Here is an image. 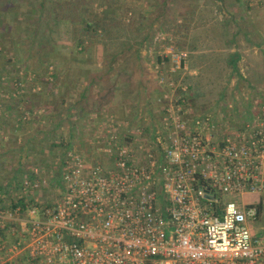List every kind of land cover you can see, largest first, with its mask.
Segmentation results:
<instances>
[{"label":"built area","instance_id":"built-area-1","mask_svg":"<svg viewBox=\"0 0 264 264\" xmlns=\"http://www.w3.org/2000/svg\"><path fill=\"white\" fill-rule=\"evenodd\" d=\"M153 41L160 45L155 76L170 96L158 128L119 134L128 122L96 121L94 154L63 152L50 201L30 198L25 209L0 210L12 236L0 241L3 257L22 256L26 264H264L262 211L244 201L264 193V102L242 109L236 121L194 113L180 76L187 53L167 33L156 32ZM22 80L10 85L12 95L27 89ZM43 183L33 167L20 185ZM223 193L232 200L222 201Z\"/></svg>","mask_w":264,"mask_h":264},{"label":"rangeland","instance_id":"rangeland-1","mask_svg":"<svg viewBox=\"0 0 264 264\" xmlns=\"http://www.w3.org/2000/svg\"><path fill=\"white\" fill-rule=\"evenodd\" d=\"M162 1L118 0V6L122 12L125 11L120 26L112 28L107 34L96 35L92 37L91 43L78 47L71 32V25L58 22L53 28V23H46V19L37 17L35 9L38 0H0V186L4 189L0 192V210L12 208V204L19 198L50 201L53 195H56V175L65 148L72 147L84 152V157H88L90 153L94 154L90 146L95 144V135L100 133L95 123L100 119L98 113L101 114V118H111L117 124L124 125L123 121H119V118L110 112L97 111L87 114L83 109H73L72 112H68L65 98L61 99L60 92L59 98L55 97L57 99L51 101L54 106L62 105L64 109L62 113L60 110H53L49 114L44 106L27 109L30 105L26 102H31L35 97L42 95L43 87L40 81L31 85L24 84L31 93L28 97L34 95V98H28L25 103L26 98L12 95L8 85L5 89V82L13 83L15 79L24 78L26 83L28 76L33 74L23 71L25 55L21 52L29 42L28 37L32 35L30 23L37 18H39L37 36L41 34L42 37L41 42L37 37V41L32 44L31 53H35L37 57L32 58L31 62L35 64L37 62L40 66L42 62L44 63L46 58H43V55L47 51L44 45L49 40H52L58 53L55 60L52 59L48 63L47 71L55 70L58 66V58H77L83 61L98 58L94 59V68L98 70H104V63L108 61L115 72L122 73L123 78L120 83L127 86L128 92L124 95V99L127 98L126 102L130 107L132 105V110H136L137 113L138 109L143 110V107L160 110L170 97L167 93L168 87L165 84L158 85L153 66L152 68L150 66L157 58L160 49V45L153 41V36L158 31L171 35L174 40L173 45L187 53L188 70L180 76L188 90L185 103H190L194 113L225 114L226 117L236 121L238 114L246 108V102L249 101L247 98L251 97L253 103L255 98L257 100L264 96V39H262L264 0H240L238 4L233 5L232 0H222V3L205 0V5L199 14L201 12L203 16L208 12L211 15L205 14L199 20L211 17L210 25L214 29L212 32L217 35L216 43L212 46L206 43L197 44L199 38L187 41L184 35H179L176 39L177 26H179L177 24H181L182 21L180 18L182 16L178 12H181L182 6H188L193 10L191 7L200 4L203 0H164L165 4ZM61 2L62 0H55V5L59 7ZM105 3L106 0H102L101 6ZM8 8L13 9L3 18L1 13L9 10ZM19 37L26 40L21 42L20 45H24L21 48L20 45L15 47L14 42ZM99 58H103L104 61L100 62ZM30 65L33 67L32 64ZM39 65L35 69L39 68ZM233 66L237 69L236 72ZM29 80L31 81L28 83L34 81ZM29 85H37L39 88L31 91ZM157 86L162 89L161 92L157 91ZM140 88H145L146 92L142 94ZM98 99L93 97V102ZM88 100L91 99L86 97L82 101L87 103ZM67 101L70 102L68 98L66 103ZM53 105L51 103L50 107L54 108ZM228 105L232 106L233 110ZM24 111L35 113L23 120L21 117ZM142 116L146 118L143 113ZM155 118L157 119L156 115ZM127 122V127L118 128L119 134H127L129 130L146 127L145 135H148L150 129L158 128L159 124L150 126L141 122L134 124ZM33 167L39 168L40 178L46 183L35 189L22 190L19 182L25 175H29ZM221 199L232 200L230 194L224 193L221 194ZM245 200L251 203L258 200L264 202V194H250ZM38 217L37 212L31 215L33 220ZM261 218L264 220V210ZM9 224L0 221V241H11Z\"/></svg>","mask_w":264,"mask_h":264},{"label":"crops","instance_id":"crops-1","mask_svg":"<svg viewBox=\"0 0 264 264\" xmlns=\"http://www.w3.org/2000/svg\"><path fill=\"white\" fill-rule=\"evenodd\" d=\"M213 1L215 2L217 1V3H222V0H213ZM232 1H233L231 3L232 5L238 4L240 2V0H232ZM204 3L205 0L201 1L200 4L198 3V5H194L193 7H191L193 10L189 9L188 6H184V5L182 6V9L180 10L181 12H178V14L181 15L183 18L180 17L182 20L180 22L181 24H177L179 26H177L178 30L176 32V39L178 38L179 35L180 36L184 35L185 38H187V41L188 39L193 41L194 39L199 38L197 44L200 45L206 43L207 45L211 44L212 46L216 43L217 35L215 36V34H213L212 32L214 29L210 25V22H212L211 17L209 19L205 18L204 20H199L200 18L204 17L205 14H208L209 16L211 15L208 12H205L203 16L201 12L199 14V11H201L205 5ZM186 9L189 10L187 11ZM214 14L216 13L214 12ZM197 16H199V18H197ZM178 21L180 20L178 19ZM262 34L264 35V33ZM262 39H264V36ZM192 53L194 52L192 51ZM94 59H98V58H91V60H84V61L82 59L78 60L77 58H58L57 59L58 66L53 71L54 73L52 72L54 74V78L49 77L48 72H46L45 75H40V73L38 75H35L33 77L35 79L32 78V80L34 81H32L31 83H28L31 81L29 80L31 79L30 76H28L29 78L28 80H26L28 81L26 82V84H30V85L32 83H36V82L38 83L39 81L42 83L44 88L41 91L42 95L38 96L39 99H37L38 97L34 98L33 95L31 97L34 99H32L31 102H26L28 98L31 99V97H28V95H31V93L27 92L28 93L27 94L26 90H24V92L20 94V96H18L17 98H26V100H24V103L26 102L27 104L30 105L29 108L27 109L30 108L34 109L39 106H44L49 114L53 110L54 111L60 110V112L62 113L64 111L62 105L54 106L53 102L51 101L53 99H57L55 97H58L60 92L62 93L61 99L64 100L65 98V104L67 105L66 110L68 112L69 111L72 112L73 109L86 110L87 114L89 112L91 113L97 111L102 113L110 112V113H114L119 118V121H123L124 123L121 122L123 124L129 121L130 124L141 122V123H145V125H150V126H153L154 124L157 125V123L159 122L158 120H160L162 117L161 114L163 113L162 110L163 106H161L160 110H154L151 108L143 107V110L138 109V113L136 112V110L135 111L132 110L133 109L132 105L130 107L129 104L126 102L127 98L124 99V95H126L128 92H127V86L124 83H120V80L123 78L122 73H120L119 71L115 72L114 69L112 68V65L108 61L104 63L105 64L104 70L95 69ZM99 60L100 62H102V60L104 61L103 58H99ZM153 62L154 61H152L150 64L151 68L153 66ZM11 83L5 82V89H7L8 86L10 87ZM52 84H54L53 87ZM158 85L162 86L160 84ZM159 86H157V91L161 92L162 89ZM45 88L48 89L46 90ZM140 89L142 91V94L146 92L145 88H140ZM129 94H131V92H129ZM86 97L88 99L89 98L91 99L88 100L87 103H85V101H82L86 99ZM93 97H98L99 98L98 101L93 102ZM67 98L68 100H70V102L67 101L66 103ZM247 99H249V101ZM247 99H246L247 100L246 108L247 106L249 107L247 110H251L250 107H252L257 101L264 102V96L257 98V100L255 98L253 103L251 97ZM51 103L54 108L50 107ZM142 113L145 114L146 118L142 116ZM98 114H97L98 117L100 119H103L100 116L101 114L100 113ZM155 115L157 116V119L155 118ZM263 194L264 193L259 195H263ZM248 196L249 195L244 197L245 202H247L245 198ZM256 202L261 203L262 213H263L264 202L262 200H258ZM5 232L8 233L7 231ZM0 264H26V263L23 261L22 256L8 258V257H3V254L0 253Z\"/></svg>","mask_w":264,"mask_h":264},{"label":"trees","instance_id":"trees-1","mask_svg":"<svg viewBox=\"0 0 264 264\" xmlns=\"http://www.w3.org/2000/svg\"><path fill=\"white\" fill-rule=\"evenodd\" d=\"M101 1L102 0H62L60 6L57 7L55 5V0H38L35 12L37 13V17H42L43 19H46V23H53V28L58 22H66L71 25V32H73L75 37V44L78 47H82L88 43H91L92 37L96 35L99 36L101 34H107L112 28L118 27L121 24L120 20H122L123 13L125 11L122 12V9H120V7L118 6V0H106V3L103 6H101ZM165 1L163 0L162 2L165 4ZM99 7H101L100 11ZM8 9L9 10L1 13L3 18L4 15H8L11 9L13 8ZM116 11L118 13H116ZM69 15H71L73 19H71L72 17H70ZM38 23L39 18H37L36 21L30 23L32 24V35L28 37L29 42L26 43L25 49H23L21 52L25 55L23 71L33 72V74L35 75H38L39 73L40 75H45L46 72H48V76L54 78V72L52 73L47 71L49 67L48 63H50L52 59L54 61V58H56V53H58L55 50V45L52 40L45 42L44 46L47 51L45 55H43V58H46L44 63L42 62V65L40 66L37 62L36 64L35 62H31L32 58L37 57L35 53H31L32 44L36 42L38 38V41L41 42L42 37L40 36L41 34L37 36ZM24 39L25 38L23 37H19L15 39V41L13 40L15 42V47H18L22 41H26ZM21 46L24 45H20V48ZM30 64H32L34 68ZM38 65L39 68L35 69ZM233 69L235 72L237 71L235 66H233ZM42 87L44 88L43 85ZM45 89L47 90L48 88ZM28 91L29 90L27 88L26 93ZM66 149L67 147L65 148V150ZM16 206H20L22 209H25L27 204L24 202V198H19L15 203L12 204L11 207L14 208ZM261 208V203H258L259 213L262 211Z\"/></svg>","mask_w":264,"mask_h":264}]
</instances>
